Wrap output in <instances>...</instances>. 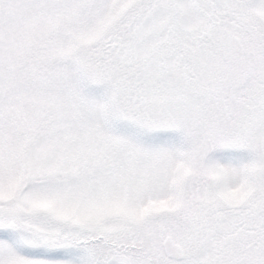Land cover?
Wrapping results in <instances>:
<instances>
[{"label": "snow or ice", "instance_id": "6c2138e0", "mask_svg": "<svg viewBox=\"0 0 264 264\" xmlns=\"http://www.w3.org/2000/svg\"><path fill=\"white\" fill-rule=\"evenodd\" d=\"M0 264H264V0H0Z\"/></svg>", "mask_w": 264, "mask_h": 264}]
</instances>
